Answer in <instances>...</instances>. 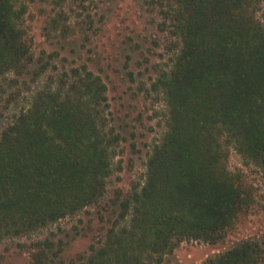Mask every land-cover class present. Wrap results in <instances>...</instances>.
<instances>
[{"label": "trees", "instance_id": "1", "mask_svg": "<svg viewBox=\"0 0 264 264\" xmlns=\"http://www.w3.org/2000/svg\"><path fill=\"white\" fill-rule=\"evenodd\" d=\"M68 1L52 0L42 29L51 48L38 53L29 6L0 0V245L16 242L30 264L67 263L64 241L41 234L101 207L126 151L108 77L73 48L76 24L94 28L91 14L78 20L89 0H73L74 24ZM140 1L169 40L170 64L145 89L165 103L164 132L142 180L116 190L103 240L70 264H163L183 243L222 244L259 205L230 159L264 180V0ZM129 42L123 51L140 47ZM206 264H264V242L244 239Z\"/></svg>", "mask_w": 264, "mask_h": 264}, {"label": "rangeland", "instance_id": "2", "mask_svg": "<svg viewBox=\"0 0 264 264\" xmlns=\"http://www.w3.org/2000/svg\"><path fill=\"white\" fill-rule=\"evenodd\" d=\"M22 1L29 6L27 23L35 50L40 53V50L50 49L42 29L45 20L55 15L52 0L45 3L40 0ZM139 1L89 0L88 13H80L81 8L73 0H69L65 6L75 11L69 13L72 24L77 21L78 13L82 14L79 21L86 19L88 14L92 16L94 28L88 30L84 26L82 29L76 24L77 31L71 37L76 39L73 48L81 49V61L90 64L104 78L105 75L108 77L114 124L126 138L123 144L126 151L124 156L118 158V161L122 159L121 170L111 179L109 194L102 206L90 208L76 218L64 219L41 234V238L54 235L56 240L64 241L66 264L80 255L87 256L90 247L103 240L113 219L110 205L116 190L127 193L142 180L149 148L164 132L165 103L160 98L149 96L145 89H150L158 70L170 64V54L166 49L169 40L166 34L159 32L156 22L153 23L156 17L147 15ZM258 16L264 19V6ZM129 37L140 45L133 52L122 49L124 42L130 44ZM125 52L131 54V60L126 59ZM71 56L74 58L75 54ZM71 58L69 60H73ZM130 72L133 74L130 75ZM132 144L136 147H132ZM238 168L243 169L258 188L257 209L244 217L222 244L183 243L163 264H206L244 239L258 238L264 242V180L254 173L253 168L245 167L240 156L232 152L230 169L235 171ZM16 245L13 241L0 245V264H30L29 251H21Z\"/></svg>", "mask_w": 264, "mask_h": 264}]
</instances>
